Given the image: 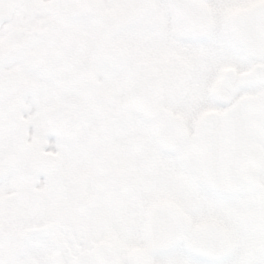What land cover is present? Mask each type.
<instances>
[{"label":"snow or ice","instance_id":"snow-or-ice-1","mask_svg":"<svg viewBox=\"0 0 264 264\" xmlns=\"http://www.w3.org/2000/svg\"><path fill=\"white\" fill-rule=\"evenodd\" d=\"M0 264H264V0H0Z\"/></svg>","mask_w":264,"mask_h":264}]
</instances>
